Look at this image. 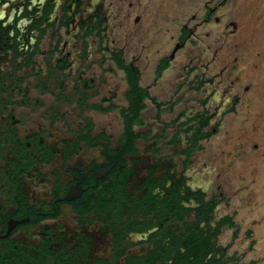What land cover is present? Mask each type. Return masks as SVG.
Instances as JSON below:
<instances>
[{"label":"flooded vegetation","instance_id":"af4514ba","mask_svg":"<svg viewBox=\"0 0 264 264\" xmlns=\"http://www.w3.org/2000/svg\"><path fill=\"white\" fill-rule=\"evenodd\" d=\"M229 1L170 48L122 42L127 0H0V264H256L220 242L234 150H207L259 88Z\"/></svg>","mask_w":264,"mask_h":264},{"label":"rangeland","instance_id":"374dc122","mask_svg":"<svg viewBox=\"0 0 264 264\" xmlns=\"http://www.w3.org/2000/svg\"><path fill=\"white\" fill-rule=\"evenodd\" d=\"M217 1L219 0H127L126 7L132 3L135 8L131 18L123 15L117 17L118 22L122 23V42H130L137 31L138 36H145L149 29L153 37L148 36V40L161 41L167 30L168 46L171 48L182 26L196 24L204 18L206 8L214 6ZM225 14L227 17L230 15L232 20H238L240 29L250 34L254 40L251 51L261 52V57L258 62L255 61L258 68L255 72L252 71L255 82L258 83V90L249 101H245L246 107L238 108V113L227 118L231 120L227 124L229 133H234L237 137V133L239 135L243 132L246 139H213L207 145L209 153L217 152L218 148L211 149L214 143L218 147L223 146L224 150H234L232 159L227 158L226 161V164H230V169L222 174L220 182L229 202L223 204L221 212L232 213L236 226L234 229H224L220 242L230 245L235 253L246 254L245 259H254L256 264H264V0H230L218 13L220 17ZM136 15L141 16L139 23L134 22ZM193 16L197 19L190 22ZM218 29L211 23L201 28L200 33L203 36L206 32ZM115 34L117 35L118 31ZM184 57L180 55L174 62L168 72V78L179 72ZM99 120L103 123L105 118ZM224 131L218 137L221 138ZM227 143L233 145L226 148ZM240 143L244 146L243 152L236 156L235 153L239 149L236 144ZM212 178L214 176L208 179Z\"/></svg>","mask_w":264,"mask_h":264},{"label":"trees","instance_id":"16d2710c","mask_svg":"<svg viewBox=\"0 0 264 264\" xmlns=\"http://www.w3.org/2000/svg\"><path fill=\"white\" fill-rule=\"evenodd\" d=\"M129 99H130V97H129ZM136 114L138 115V112ZM124 118L127 121L126 136H132L133 135V125H130V123H129L130 115L124 113ZM136 124H140V121H136Z\"/></svg>","mask_w":264,"mask_h":264},{"label":"water","instance_id":"95a60500","mask_svg":"<svg viewBox=\"0 0 264 264\" xmlns=\"http://www.w3.org/2000/svg\"><path fill=\"white\" fill-rule=\"evenodd\" d=\"M178 48H179V47H177V48L175 49V51H177V50H178Z\"/></svg>","mask_w":264,"mask_h":264}]
</instances>
